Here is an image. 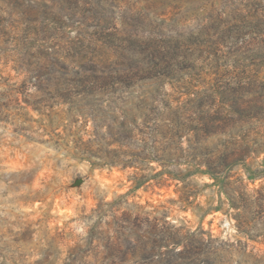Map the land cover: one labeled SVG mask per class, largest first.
<instances>
[{
	"label": "rangeland",
	"instance_id": "374dc122",
	"mask_svg": "<svg viewBox=\"0 0 264 264\" xmlns=\"http://www.w3.org/2000/svg\"><path fill=\"white\" fill-rule=\"evenodd\" d=\"M257 189L264 0H0V264H264Z\"/></svg>",
	"mask_w": 264,
	"mask_h": 264
},
{
	"label": "trees",
	"instance_id": "16d2710c",
	"mask_svg": "<svg viewBox=\"0 0 264 264\" xmlns=\"http://www.w3.org/2000/svg\"><path fill=\"white\" fill-rule=\"evenodd\" d=\"M233 155H234V153H233L232 149L231 148H226L225 149V153H223L221 155L222 156L221 157L222 164L223 165H230V164H232L236 159H233L232 161H228L227 159H228L229 156L232 157ZM238 159H240V157ZM211 164L212 163L209 162V164H208L209 165V171L208 172H210L214 176H217L219 174V172H221L222 167H220L219 165L218 166H215V165H211ZM256 193L257 194H256V196H255V198L253 200H251V198H249V195L243 194L242 195L241 203H240V205H237L236 208L242 209L243 211H247L249 209V206H250V203L251 202H254V203L257 204L259 201H261L263 199L264 194L262 193L261 189H257L256 190ZM242 225L243 224L241 222L238 223L237 226H238V229L239 230H241V226Z\"/></svg>",
	"mask_w": 264,
	"mask_h": 264
}]
</instances>
